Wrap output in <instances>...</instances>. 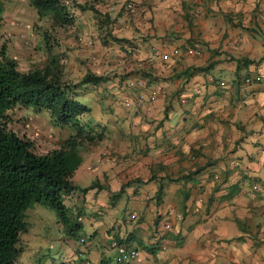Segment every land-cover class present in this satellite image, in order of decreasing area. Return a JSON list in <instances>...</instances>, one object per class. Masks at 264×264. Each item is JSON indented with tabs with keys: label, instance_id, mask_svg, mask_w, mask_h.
Returning <instances> with one entry per match:
<instances>
[{
	"label": "crops",
	"instance_id": "obj_1",
	"mask_svg": "<svg viewBox=\"0 0 264 264\" xmlns=\"http://www.w3.org/2000/svg\"><path fill=\"white\" fill-rule=\"evenodd\" d=\"M112 1L132 9L72 55L74 83L89 73L109 88L85 94L104 138L69 179V209L88 219L76 256L113 260L114 239L138 252L132 264H264V0ZM194 68L206 70L185 75ZM129 80L155 100L124 107L139 93Z\"/></svg>",
	"mask_w": 264,
	"mask_h": 264
},
{
	"label": "trees",
	"instance_id": "obj_2",
	"mask_svg": "<svg viewBox=\"0 0 264 264\" xmlns=\"http://www.w3.org/2000/svg\"><path fill=\"white\" fill-rule=\"evenodd\" d=\"M2 1L5 0H0V22ZM27 3L38 20L48 21V32L73 25L74 10H87L67 0H27ZM40 36L45 56L41 67L21 69L7 55L5 46L0 45V264H13L20 253L19 237L26 232L21 217L35 204L54 211L65 237L73 241L79 238L82 229L79 216L66 205V197L75 189L69 179L80 165V153L96 147L104 138V128L93 123L89 109L78 101L81 87L98 85L104 79L87 73L77 83L65 80L62 56L53 52L46 32ZM205 70L194 68L185 75ZM17 109L44 114L53 128H69L73 134L58 148L38 154L31 140L11 129L10 115ZM92 188L100 187L93 184L80 191ZM98 264L111 263L101 260Z\"/></svg>",
	"mask_w": 264,
	"mask_h": 264
},
{
	"label": "rangeland",
	"instance_id": "obj_3",
	"mask_svg": "<svg viewBox=\"0 0 264 264\" xmlns=\"http://www.w3.org/2000/svg\"><path fill=\"white\" fill-rule=\"evenodd\" d=\"M67 1H73L75 4L85 6L87 10L82 12L74 10L75 21L73 25L49 32L50 26L48 21L45 19L38 20L35 10L28 6L27 0L2 1L0 45L3 44L5 46L7 55L11 59H14L21 69L26 70L41 67L44 64L45 56L43 54L42 36L40 34L46 32L49 40H51L49 43L54 46L53 52L63 58L62 71L65 80L72 82L76 79L78 80L79 76L76 75L78 70L75 72L73 70L74 60L72 59V55L74 53L79 54L80 51L86 54L88 49L79 48L80 45H78L77 39L86 37L87 40L91 41L90 50H93L94 46L99 42L97 40L98 37L96 38L95 36V34L97 35L96 32L104 30L110 33L115 28L116 21H119L121 17V10L119 9L121 6L119 7L112 0ZM106 45L104 44L103 46L101 43V46L104 48L110 47ZM85 61L87 63V60ZM90 63L88 66L92 67ZM88 66H84L79 71V75L84 70L86 73L89 72ZM79 67H82V65H78ZM118 68L111 69L103 77L109 81L108 77L114 78L115 74L113 75L112 73L116 72ZM120 74V77H124L122 72ZM144 74L146 73L142 75L145 76ZM143 76H140V78L144 79ZM101 85L98 84L95 87L96 89H92L91 84L81 87L78 93V101L87 106L85 102H87L88 97H85V94L91 93L92 95L95 90L97 92V90L106 91L109 89ZM106 86H109V83ZM10 117L12 121L11 129L17 135L24 134L31 140L34 151L38 154H45L50 150L58 148L65 139L73 134V130L69 128H53L44 114L35 113L32 110L17 109L11 113ZM97 201L96 205H94L96 206L95 212L98 213L97 210L101 208V213H107L105 210H102L105 207L103 200L99 198ZM152 201L160 205L161 196L153 195V197L146 200V202H151V204ZM66 205H68L67 201ZM128 210L129 206L126 207L125 211ZM80 215L79 220L81 223L82 221L88 222L84 212H81ZM127 217H129L128 213ZM21 218L22 222L26 225V232L19 237L18 248L20 253L13 264H94L87 256L86 258L78 259L76 252L78 253L79 242L70 240L63 235L64 233L61 226L57 223L53 210L35 204L27 209ZM86 231L81 229L78 236H82ZM102 259L109 260L111 264H114L113 260H111V255L100 258V260Z\"/></svg>",
	"mask_w": 264,
	"mask_h": 264
},
{
	"label": "built area",
	"instance_id": "obj_4",
	"mask_svg": "<svg viewBox=\"0 0 264 264\" xmlns=\"http://www.w3.org/2000/svg\"><path fill=\"white\" fill-rule=\"evenodd\" d=\"M121 8H122L123 12L125 14H127L128 12L131 11L132 4L131 3L123 4V6H121ZM77 42L82 43L87 47L91 46V41H89L87 39L78 38ZM187 53L196 55L197 51L196 50H189ZM177 54H178V51L175 49V50H172L168 54H162L160 58H161V61L163 63H165L169 60L170 56H177ZM254 80L258 81L259 78L255 77ZM250 81H252V79H250V78H247L244 80L245 83H249ZM125 86H126L127 90H132V89H138L139 90V93L135 97H133L131 95H125V97L122 99L123 106L127 107V108L134 106V105H137V104H140L141 102H143L144 97L148 102H152L153 100H155L156 96L158 95L157 92L152 91V90L148 91L147 95L142 94V90L144 89V84L140 80H129L126 82ZM33 129L36 131L35 128H33ZM216 178L217 177L215 176L214 179H216ZM253 189L256 190L257 189L256 186L253 187ZM130 218L133 219L134 217L130 216ZM164 228L168 229V225H165ZM108 246H109L110 250H112L114 252L113 262L115 264H132L138 259V252L134 248L128 247V246L121 244V243H118L114 239H111L109 241Z\"/></svg>",
	"mask_w": 264,
	"mask_h": 264
}]
</instances>
